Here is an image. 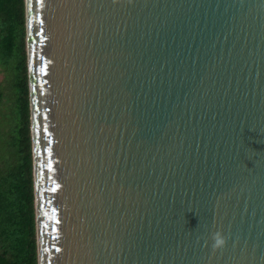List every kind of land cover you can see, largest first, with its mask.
<instances>
[{"label": "water", "instance_id": "water-1", "mask_svg": "<svg viewBox=\"0 0 264 264\" xmlns=\"http://www.w3.org/2000/svg\"><path fill=\"white\" fill-rule=\"evenodd\" d=\"M24 5L37 264H264V0Z\"/></svg>", "mask_w": 264, "mask_h": 264}, {"label": "trees", "instance_id": "trees-1", "mask_svg": "<svg viewBox=\"0 0 264 264\" xmlns=\"http://www.w3.org/2000/svg\"><path fill=\"white\" fill-rule=\"evenodd\" d=\"M0 68L14 97L0 159V264H37L24 0H0Z\"/></svg>", "mask_w": 264, "mask_h": 264}, {"label": "rangeland", "instance_id": "rangeland-1", "mask_svg": "<svg viewBox=\"0 0 264 264\" xmlns=\"http://www.w3.org/2000/svg\"><path fill=\"white\" fill-rule=\"evenodd\" d=\"M5 85L4 74L0 68V87ZM2 102L0 103V159L8 156L6 147L7 135L4 131L7 130L9 117L14 108V97L6 87L3 88Z\"/></svg>", "mask_w": 264, "mask_h": 264}, {"label": "clouds", "instance_id": "clouds-1", "mask_svg": "<svg viewBox=\"0 0 264 264\" xmlns=\"http://www.w3.org/2000/svg\"><path fill=\"white\" fill-rule=\"evenodd\" d=\"M225 243V240L224 238L220 235L219 232L215 233L214 234V245L213 247L214 248H218V247H221L222 245H224Z\"/></svg>", "mask_w": 264, "mask_h": 264}]
</instances>
